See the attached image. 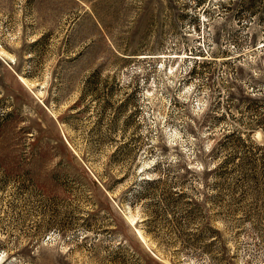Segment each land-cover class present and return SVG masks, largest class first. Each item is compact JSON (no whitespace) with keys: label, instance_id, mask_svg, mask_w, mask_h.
<instances>
[{"label":"rangeland","instance_id":"1","mask_svg":"<svg viewBox=\"0 0 264 264\" xmlns=\"http://www.w3.org/2000/svg\"><path fill=\"white\" fill-rule=\"evenodd\" d=\"M204 1L0 0V264H264V0ZM220 163L182 233L132 203Z\"/></svg>","mask_w":264,"mask_h":264},{"label":"trees","instance_id":"2","mask_svg":"<svg viewBox=\"0 0 264 264\" xmlns=\"http://www.w3.org/2000/svg\"><path fill=\"white\" fill-rule=\"evenodd\" d=\"M257 0H243L240 7L244 11H248L253 9V5H255ZM197 7L200 8L202 4H204V0H195ZM241 13V12H240ZM242 14V13H241ZM114 48L117 49L118 52L122 53L125 56H122L124 59H135L139 55H146V54H152V53H146L142 52L140 50H133L131 52L127 50L121 49L120 45L113 41ZM146 53V54H145ZM134 56V57H131ZM130 57V58H129ZM140 88V86H139ZM259 94H264V90L257 87V91ZM264 104V103H263ZM263 111H264V105H263ZM263 116L260 118L258 124H263L261 126V130L264 134V112L262 114ZM128 147V144L125 143L121 148H117L115 150V157L122 151L121 149H124ZM124 153V152H123ZM127 155H130L129 152L124 153ZM113 156V157H114ZM161 162L157 163L160 165ZM222 167V163H220L215 169H207V172L202 173V175L199 174L196 170L192 171V168H183L182 169V174L180 175V170L178 171H172L171 173V179H161V176L158 175L157 177H153L149 180H141V186L140 184H136L134 188H132L133 191V198H132V203H139L143 204L144 206V211L145 214L148 216L149 221L148 223L151 226H154L156 229L155 231L160 232V234L163 233L164 231V226L163 224L167 223L169 221L168 216L171 218V221L174 222V226L172 228V231H174L175 234H179L180 232L182 233V230L184 227L191 225L194 220L202 218L201 216V203L198 201V196H191L190 193L188 192V189H186V185L188 184L186 179L187 174H191L197 177L199 180H202V183L204 186H206V181L205 179L208 177L209 174L215 173L218 169ZM170 172L172 168L168 169ZM175 175L176 177L172 176ZM170 175V174H169ZM204 176V177H203ZM169 177V176H168ZM165 178V175H164ZM197 179V180H198ZM164 186L162 193L159 191L160 186ZM109 189V186L106 187ZM110 190V189H109ZM192 190V189H191ZM132 192V191H131ZM160 192V193H159ZM182 215V221L177 222L175 220V215ZM174 216V220L172 219ZM203 226L201 227H196L198 232L195 233L194 241L193 243H190L189 246H198L200 245L201 241L204 239H211L213 238V233L216 232V229L211 226L210 222L209 224L207 222H203ZM152 229L148 230V232H151ZM155 237V235H154ZM84 239H87V237H84ZM190 242V241H189ZM129 244L126 242L123 243L121 242L118 245L119 250H125L128 251L130 249ZM138 255L137 251L134 253V255ZM116 259V258H115Z\"/></svg>","mask_w":264,"mask_h":264},{"label":"bare ground","instance_id":"3","mask_svg":"<svg viewBox=\"0 0 264 264\" xmlns=\"http://www.w3.org/2000/svg\"><path fill=\"white\" fill-rule=\"evenodd\" d=\"M23 81H26L25 79H22Z\"/></svg>","mask_w":264,"mask_h":264},{"label":"water","instance_id":"4","mask_svg":"<svg viewBox=\"0 0 264 264\" xmlns=\"http://www.w3.org/2000/svg\"><path fill=\"white\" fill-rule=\"evenodd\" d=\"M21 79V78H20Z\"/></svg>","mask_w":264,"mask_h":264}]
</instances>
